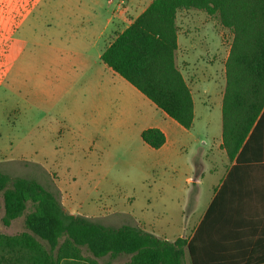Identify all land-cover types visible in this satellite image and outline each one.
<instances>
[{
    "label": "rangeland",
    "instance_id": "rangeland-1",
    "mask_svg": "<svg viewBox=\"0 0 264 264\" xmlns=\"http://www.w3.org/2000/svg\"><path fill=\"white\" fill-rule=\"evenodd\" d=\"M108 1L0 0V172L37 181L66 212L105 226L150 222L168 239L190 237L225 159L217 105L232 33L211 20L207 38L181 40L176 64L197 99V120L191 130L175 124L170 145L157 152L140 134L163 121L159 110L112 74L95 45L94 12L110 10ZM197 173L200 183L187 185ZM3 217L0 195V234L25 231L23 217L9 227Z\"/></svg>",
    "mask_w": 264,
    "mask_h": 264
},
{
    "label": "trees",
    "instance_id": "trees-1",
    "mask_svg": "<svg viewBox=\"0 0 264 264\" xmlns=\"http://www.w3.org/2000/svg\"><path fill=\"white\" fill-rule=\"evenodd\" d=\"M217 16L233 40L225 63L222 142L230 161L264 160V0H154L103 52L101 61L185 130L195 122L192 91L176 64L177 13ZM141 139L159 150V129ZM198 173L196 174V177ZM5 227L24 218L25 231L0 234V264H71L127 256L119 264H264L253 224L224 221L217 193L191 238L163 240L139 227H108L64 210L58 196L33 179L0 172ZM27 209L29 212L26 213ZM83 250L90 259L83 256Z\"/></svg>",
    "mask_w": 264,
    "mask_h": 264
},
{
    "label": "crops",
    "instance_id": "crops-1",
    "mask_svg": "<svg viewBox=\"0 0 264 264\" xmlns=\"http://www.w3.org/2000/svg\"><path fill=\"white\" fill-rule=\"evenodd\" d=\"M153 1L154 0H117V1L109 0L108 6L111 7L110 10H102V11L94 12L95 17H97L96 23L98 25L97 28L98 35L96 37L97 39L95 40L96 41L95 45L97 46L100 45V54H99L100 60L103 52L113 43L116 36L124 32L142 13L146 11V9L152 4ZM211 20H213L215 24L217 23L220 26V29L222 30L221 33L229 31L220 24L217 16H210L204 11L195 10V9L180 10L177 13V19H176V24L178 28L177 31L178 51L180 49L181 40L190 37L192 33L195 34L200 33L203 34L202 35L203 37L207 38L208 33L211 32V30L208 28L207 23L211 22ZM90 25H91L90 31L92 30L94 32L93 24L90 23ZM107 68L110 69L109 67ZM110 70L112 74L119 76L112 69ZM119 77L123 79L121 76ZM132 88L134 87L132 86ZM138 93L141 94L140 92ZM192 96L194 101V112H195V122H196L198 102L193 91H192ZM144 98L147 99L146 97ZM222 100H223V95L219 98V104L217 105V107L220 106V108H222ZM151 104L156 108V106L153 103ZM159 112H157V114H160L163 121L162 122L156 121L157 124L148 126L147 128H145V130L155 128L161 130L165 134L166 136L165 145L161 149L156 150L157 152H164V150L167 149V147L170 145L171 142L170 137H172L173 135L172 127L177 128V125H175L177 123L172 119H170L162 111L159 110ZM221 120H222V116H221ZM216 141L218 148H220L222 142V132L220 138L216 139ZM222 154L225 157V159L222 160L223 167H222L221 177L216 182V184L212 186V194H211L210 202L205 213L202 214V216L195 223L194 228L191 230L190 237H186V238H191L193 236L194 232L200 225L204 215L209 209L212 201L216 197L217 193L221 190L222 211H223L224 221H228L230 223H240V222L252 223L253 224L252 237L254 241L253 246H258L259 248L264 249V160L254 161V162H242L240 165H236L237 162L230 161L223 150H222ZM213 172L217 173V170L213 169ZM200 177L201 176L199 177L195 176L194 178L191 177L187 178L186 180L187 185L196 184L197 186V184L200 183ZM195 179L197 180L194 181ZM69 214L75 216L79 215L78 213L73 211L69 212ZM84 217L90 219V218H96L98 216H84ZM161 228L162 227L160 226L157 227L149 222L147 224H142L141 229L157 236L160 239L167 240L170 242H174L176 239L180 237H185V235H183V236H178L177 238H173L172 240L168 239L167 236H164V234L162 235L159 234Z\"/></svg>",
    "mask_w": 264,
    "mask_h": 264
},
{
    "label": "water",
    "instance_id": "water-1",
    "mask_svg": "<svg viewBox=\"0 0 264 264\" xmlns=\"http://www.w3.org/2000/svg\"><path fill=\"white\" fill-rule=\"evenodd\" d=\"M197 179H195L194 181H196Z\"/></svg>",
    "mask_w": 264,
    "mask_h": 264
}]
</instances>
